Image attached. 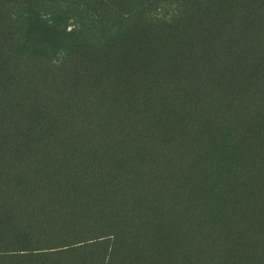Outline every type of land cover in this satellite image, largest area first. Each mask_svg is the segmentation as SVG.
Masks as SVG:
<instances>
[{
	"label": "trees",
	"instance_id": "trees-1",
	"mask_svg": "<svg viewBox=\"0 0 264 264\" xmlns=\"http://www.w3.org/2000/svg\"><path fill=\"white\" fill-rule=\"evenodd\" d=\"M153 34L183 73L147 66ZM164 243L264 264V0H0V264Z\"/></svg>",
	"mask_w": 264,
	"mask_h": 264
},
{
	"label": "rangeland",
	"instance_id": "rangeland-1",
	"mask_svg": "<svg viewBox=\"0 0 264 264\" xmlns=\"http://www.w3.org/2000/svg\"><path fill=\"white\" fill-rule=\"evenodd\" d=\"M153 36H154L153 39H155L156 37L157 38L153 45V52L151 53V58H150V61L148 60L149 62L147 63V66L149 67V65L151 64L150 66L151 69L158 68L159 70L161 68L162 69L170 68L172 70L170 72V75H174V76L180 75L179 73H183L184 72L183 68L185 69L186 67V62L185 63L183 62L186 55L183 54L182 51L181 53L179 52L181 50L179 47H182L181 38L176 40L173 37L172 38L168 37L167 39H164L163 36H161V38H159L158 34L157 35L153 34ZM131 46L134 47L135 44H132ZM91 59L97 65L103 58L101 59L100 57L95 55L94 57H91ZM220 71H221L220 74H222L223 72L226 71V68H221ZM186 74L188 75L186 78L192 79V82H193L192 85L196 87L198 83H197L196 75H194L192 66L189 67V70L186 72ZM250 75H253V70L250 71ZM179 239H180V242L178 243V247L180 248L183 246L184 251L181 252V254L182 253L184 254L185 252L190 250V249L188 250V247H187L189 245L188 240L186 238L183 239V236H180ZM161 249L163 253L159 256L161 257L160 260H156V264H163V262L166 263L165 260L171 263L173 261V257L168 256L167 253L173 254V252L169 249V246L167 247V244L164 243ZM176 254L177 252L174 253V259L178 258L179 260L177 262L179 264L182 260L179 257V255H176Z\"/></svg>",
	"mask_w": 264,
	"mask_h": 264
}]
</instances>
